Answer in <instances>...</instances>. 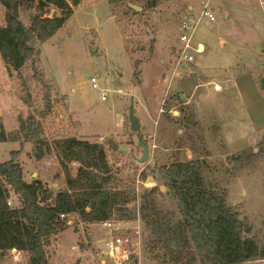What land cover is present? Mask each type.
Segmentation results:
<instances>
[{
	"label": "rangeland",
	"instance_id": "374dc122",
	"mask_svg": "<svg viewBox=\"0 0 264 264\" xmlns=\"http://www.w3.org/2000/svg\"><path fill=\"white\" fill-rule=\"evenodd\" d=\"M205 1L215 20L204 17L197 26L194 39L204 51L195 53L193 63L177 62L179 15L187 7L200 13L203 0H158L154 9H147L145 0H82L20 71L8 69L0 54V131L19 132L20 118L34 115L39 126L33 127V138L52 147L38 160L34 139L0 141V161L16 159L26 180L39 178L57 193L67 188V171L75 177L81 163L61 164L55 143L68 137L101 143L112 187L131 192V198L136 195L126 205L137 216L130 220L134 226L142 214L143 196L153 187L161 192L157 198L165 210L181 214L162 178L164 167L200 160L208 189L221 193L229 210L242 216L243 235L264 247V0ZM129 2L142 11L135 12ZM36 11V5L22 7L21 20L30 25ZM55 11L62 15L55 8L48 15ZM4 12L0 5V24ZM45 96L51 102L44 113ZM132 96L135 114L146 126L139 131L130 127ZM141 132L150 148L146 162L139 161ZM109 138L127 151L113 148ZM237 154L241 161L233 159ZM140 223L141 249L128 264H156L145 248V223ZM105 237L101 222L70 215L68 227L47 247L50 263L102 264ZM27 260L24 253H0V264ZM105 264L114 263L106 259ZM244 264H264V259Z\"/></svg>",
	"mask_w": 264,
	"mask_h": 264
},
{
	"label": "trees",
	"instance_id": "16d2710c",
	"mask_svg": "<svg viewBox=\"0 0 264 264\" xmlns=\"http://www.w3.org/2000/svg\"><path fill=\"white\" fill-rule=\"evenodd\" d=\"M107 1L118 4L129 0ZM81 2L0 0L5 11V22L0 24V54L7 68L20 71L38 56L41 45L63 27ZM33 5L37 11L27 26L20 18V10ZM145 5L147 9H154L158 0H145ZM52 8L62 11V15L49 16ZM36 73L38 82L43 81L39 71ZM45 99L44 113L50 110L51 102L49 96ZM20 122L19 132L8 135L2 128L0 141L18 142L23 136L27 140L34 139L38 160L51 152L52 147L47 142L41 145L39 138H33V127L39 126L34 115L20 118ZM54 149L61 164L66 166V161L72 160L81 163L75 177L67 171V188L57 193L39 178L26 180L24 167L16 159L0 161V253L21 251L27 255V264H51L47 247L54 235L68 227L70 215L76 214L87 223L137 217L126 206L136 195L131 198V192H120L112 187L113 174L104 145L68 137L58 140ZM260 151L264 152V138ZM233 159L241 161L242 155H234ZM162 178L171 189L181 214H171L164 209L157 198L161 192L155 187L143 196L140 217L148 232L145 248L156 264H244L264 259V247L255 238L243 235V221L229 210L226 198L208 189L202 161L165 166ZM134 264H138L137 260Z\"/></svg>",
	"mask_w": 264,
	"mask_h": 264
},
{
	"label": "built area",
	"instance_id": "2783aa9c",
	"mask_svg": "<svg viewBox=\"0 0 264 264\" xmlns=\"http://www.w3.org/2000/svg\"><path fill=\"white\" fill-rule=\"evenodd\" d=\"M203 8L200 13L187 7L182 10L179 15V26L182 29L180 34L181 47L178 52L177 62L193 63L195 61V53L204 51L202 43L195 42L194 33L197 26L204 17L214 21L215 17L208 9V2L203 0ZM93 86L98 87L95 78H92ZM102 98L106 99V94H102ZM10 202V201H9ZM138 217L141 219L140 215ZM140 220L136 225H131L130 220H119L115 218L107 219L101 222L106 237L104 239V247L106 259L112 260L114 264H128L133 257L139 255L142 245V226ZM106 259L101 263L105 264Z\"/></svg>",
	"mask_w": 264,
	"mask_h": 264
},
{
	"label": "water",
	"instance_id": "95a60500",
	"mask_svg": "<svg viewBox=\"0 0 264 264\" xmlns=\"http://www.w3.org/2000/svg\"><path fill=\"white\" fill-rule=\"evenodd\" d=\"M128 4L132 9H134L137 12H140L143 9V7L140 5L133 4L131 2H129ZM225 16L227 17L228 14L226 13ZM53 17L54 18L59 17V15L57 14V11H55L53 13ZM260 83H261L262 88L264 89V78L260 79ZM128 117H129V121H130V127L133 131H139L140 129L146 128L145 125L141 124L140 118L135 114L134 97L133 96L131 97V100H130L129 116ZM109 140H110L113 148L119 149L121 151H127V148L119 146L112 138H109ZM138 143H139V145L142 146V152H143V155L139 159V161L140 162H146L150 158V148H149V144L147 143V141L144 140L142 132L139 135ZM240 218H242V216Z\"/></svg>",
	"mask_w": 264,
	"mask_h": 264
},
{
	"label": "crops",
	"instance_id": "0c3cea01",
	"mask_svg": "<svg viewBox=\"0 0 264 264\" xmlns=\"http://www.w3.org/2000/svg\"><path fill=\"white\" fill-rule=\"evenodd\" d=\"M217 87H220L219 85H217ZM11 253H15L16 254V256H17V253H20V254H22L23 252H21V251H18V250H16V249H14V250H12V251H10Z\"/></svg>",
	"mask_w": 264,
	"mask_h": 264
}]
</instances>
